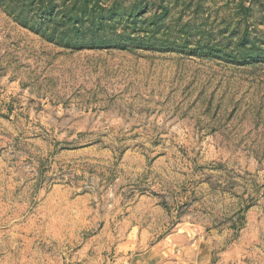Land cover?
<instances>
[{
	"label": "rangeland",
	"instance_id": "obj_1",
	"mask_svg": "<svg viewBox=\"0 0 264 264\" xmlns=\"http://www.w3.org/2000/svg\"><path fill=\"white\" fill-rule=\"evenodd\" d=\"M0 264H264V0H0Z\"/></svg>",
	"mask_w": 264,
	"mask_h": 264
}]
</instances>
